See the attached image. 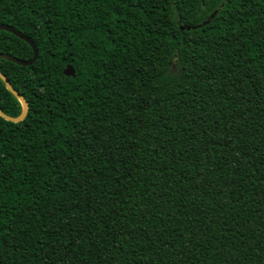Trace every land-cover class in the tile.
Returning a JSON list of instances; mask_svg holds the SVG:
<instances>
[{
	"label": "trees",
	"instance_id": "trees-1",
	"mask_svg": "<svg viewBox=\"0 0 264 264\" xmlns=\"http://www.w3.org/2000/svg\"><path fill=\"white\" fill-rule=\"evenodd\" d=\"M0 25L38 51L0 57L28 106L0 117V264H264V0H0Z\"/></svg>",
	"mask_w": 264,
	"mask_h": 264
},
{
	"label": "water",
	"instance_id": "water-1",
	"mask_svg": "<svg viewBox=\"0 0 264 264\" xmlns=\"http://www.w3.org/2000/svg\"><path fill=\"white\" fill-rule=\"evenodd\" d=\"M193 28H195V27H193ZM181 29H183V28H181ZM186 30H190V27H187ZM0 31L8 32V33L16 36L20 40H23L24 42L29 44V46L32 48V51H33V57L29 60H26V61L19 60V59H16V58H14L12 56H8V55H1L0 57L2 59L7 60L9 62H12V63H14L18 66H22V67L31 66L36 61V59L38 57V51H37L35 44L31 41V39H29L28 37L24 36L20 32L16 31L15 29H13L9 26H6V25H0ZM63 74L66 77H74L75 72L71 66H67V68L63 71ZM0 79L5 83L6 89L20 102V104L22 106V112H21V115L19 117H17V118L8 117V116L4 115L1 112V110H0V117H2L4 120L9 121V122L19 123L27 115V111H28L27 102L19 93H17L16 91H14L11 88L8 81L6 80V78L1 73H0ZM0 134H1V131H0Z\"/></svg>",
	"mask_w": 264,
	"mask_h": 264
}]
</instances>
